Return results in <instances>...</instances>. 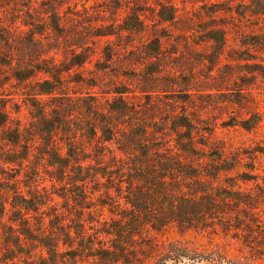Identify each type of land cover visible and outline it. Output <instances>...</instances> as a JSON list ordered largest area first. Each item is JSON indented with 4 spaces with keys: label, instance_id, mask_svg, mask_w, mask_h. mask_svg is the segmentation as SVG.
<instances>
[{
    "label": "trees",
    "instance_id": "16d2710c",
    "mask_svg": "<svg viewBox=\"0 0 264 264\" xmlns=\"http://www.w3.org/2000/svg\"><path fill=\"white\" fill-rule=\"evenodd\" d=\"M4 1L0 0L1 12L9 8ZM37 2L17 0L16 10L26 13L23 17L15 15L18 20L6 22L0 14V264H61V256L73 251L67 248L74 249L76 238L83 247L91 242L95 245L97 238L88 241L85 237V241L82 227H76L73 234L72 219L64 217L62 207L66 206L58 200L77 199L79 190L77 202L82 206L85 187L79 183L86 184L89 176L93 181L107 177L106 183L120 185L115 188L116 195H105L107 199L97 203L109 207L115 217L97 232L117 238L111 244L116 253L125 251L122 243L127 236L145 228L160 232L176 224L182 231L203 230L211 223L226 228L233 214L239 218L238 213L246 208L254 212L249 195L241 194L239 178L230 175L242 157L230 158L224 146L217 149L198 141L187 109L173 118L169 134V126L159 130L155 119L134 116L141 104L130 101L125 86L91 95L92 102L83 96L59 93L54 80L60 81L63 71L84 66L93 54L88 42L66 34L61 10L71 0H42V18L34 23L30 10ZM257 4L264 11V0ZM158 13L161 21L175 18L164 16L162 9ZM133 16V22L126 20L122 27L131 34L144 29L140 14L134 10ZM42 24L48 34L57 35L58 45L70 43L66 45L72 55L68 61L59 63L56 52L50 54L49 36L37 30ZM210 37L220 43L227 40L226 32L219 29L212 30ZM153 40L154 46L142 44L144 60L158 55L159 40ZM22 43L30 59L22 54ZM125 48L130 54L135 52ZM112 52L108 46V62L113 59ZM64 64L68 67L61 69ZM2 67L8 69L7 74ZM12 81L28 87L23 92L30 99L26 103L31 114L28 124L13 115L15 97L7 98L4 93L6 83ZM240 123L248 130L253 127L250 119ZM222 174L227 184L220 181ZM47 180L50 187L45 184ZM111 188L106 187L107 191ZM122 203L124 209L119 208Z\"/></svg>",
    "mask_w": 264,
    "mask_h": 264
},
{
    "label": "rangeland",
    "instance_id": "374dc122",
    "mask_svg": "<svg viewBox=\"0 0 264 264\" xmlns=\"http://www.w3.org/2000/svg\"><path fill=\"white\" fill-rule=\"evenodd\" d=\"M16 1H4L9 8L0 14L4 20L6 17V22L15 15H26L16 10ZM258 1L261 0H71L64 3L61 15L66 34L88 42L93 55L84 66L63 71L60 81L54 80L56 90L83 96L86 102H92L91 95L125 86L130 101L141 104L134 116L155 119L159 130L169 126L166 131L169 134L174 126L173 118L187 109L198 141L217 149L224 146L230 158L242 157L230 175L239 178V186L244 191L241 194L249 195L256 208L254 212L252 208L243 209L238 213L239 218L233 214L226 228L212 223L203 230L182 231L176 224L160 232L145 228L139 234L127 236L122 243L125 251L116 253L111 244L117 238L97 232L115 217L109 207H99L97 203L106 200L105 195H116L115 188L120 185L106 183L107 177L93 181L89 176L86 184L79 183L85 187V204L81 206L77 202L80 199L77 189V199L58 200L66 206L62 207L64 217L72 219L73 234L76 235V227H82L84 238L88 241L97 238L96 244L91 242L83 247L78 243L80 238H76L74 249L67 248L73 251L61 256V264H179L193 260L208 264H264V11ZM41 3L38 0L30 10L34 23L42 18ZM161 9L167 18H175L161 21L158 15ZM134 10L140 14L144 29L131 34L122 27L126 20L133 22ZM217 29L226 32V42L211 39L212 30ZM37 30L49 36V47L53 48L50 54L56 52L59 63L72 57L66 47L70 43L58 45L57 35L48 34L44 24ZM107 32L113 34L96 35ZM154 38L159 40L158 55L144 60L141 50L146 49L142 44L150 42L154 46ZM108 46L114 53L109 62L105 53ZM124 46L135 52L130 54ZM20 48L30 59L25 44ZM67 67L64 64L61 69ZM1 70L8 72L5 67ZM27 88L12 81L6 83L4 93L7 98L15 97L11 103L13 115L28 124L31 114L26 103L30 99L23 94ZM245 119H250L253 126L249 130L241 126L240 122ZM220 181L227 184L225 174ZM45 184L50 187L51 183L47 180ZM108 186H112L109 191ZM119 208L124 209V204ZM101 252L112 255L101 258ZM114 257L118 259L113 260Z\"/></svg>",
    "mask_w": 264,
    "mask_h": 264
},
{
    "label": "flooded vegetation",
    "instance_id": "af4514ba",
    "mask_svg": "<svg viewBox=\"0 0 264 264\" xmlns=\"http://www.w3.org/2000/svg\"><path fill=\"white\" fill-rule=\"evenodd\" d=\"M197 260H193L191 262H180L179 264H208V263H204V262H196Z\"/></svg>",
    "mask_w": 264,
    "mask_h": 264
}]
</instances>
